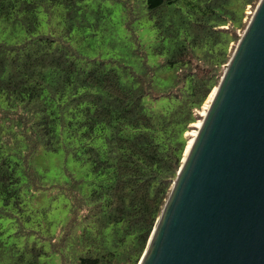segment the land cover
Segmentation results:
<instances>
[{
	"label": "trees",
	"instance_id": "obj_1",
	"mask_svg": "<svg viewBox=\"0 0 264 264\" xmlns=\"http://www.w3.org/2000/svg\"><path fill=\"white\" fill-rule=\"evenodd\" d=\"M259 1L0 0V264H139L185 134ZM41 151L88 164L91 178L65 166L46 183ZM41 192L64 196L66 218L30 208Z\"/></svg>",
	"mask_w": 264,
	"mask_h": 264
},
{
	"label": "water",
	"instance_id": "obj_2",
	"mask_svg": "<svg viewBox=\"0 0 264 264\" xmlns=\"http://www.w3.org/2000/svg\"><path fill=\"white\" fill-rule=\"evenodd\" d=\"M186 148L139 264H264V0Z\"/></svg>",
	"mask_w": 264,
	"mask_h": 264
},
{
	"label": "rangeland",
	"instance_id": "obj_3",
	"mask_svg": "<svg viewBox=\"0 0 264 264\" xmlns=\"http://www.w3.org/2000/svg\"><path fill=\"white\" fill-rule=\"evenodd\" d=\"M256 7L257 6H253V7L248 6L247 7L246 16L243 20V24L239 29H237V32H236L238 39L242 36L244 30L246 29ZM139 33H140L145 44H147V45L152 44V41L154 40V37H155V31L151 27V23L148 20L142 21V23L140 24ZM238 41L239 40H236V41L231 43L230 56H232V54H233V52L237 46ZM157 59H158V57L151 55L152 61H156ZM225 65H223V69L225 68ZM168 75H169L168 72L162 73V76L165 77V79H168L167 78ZM214 89H213V91H214ZM213 91L210 94V96L208 97V99L205 101L202 108L198 110V114L200 115V118L196 122L192 123L191 129L186 132V134L188 135L187 136V138H188L187 146H189L190 143L193 141V137L198 131V127L200 126V124L203 120V117L207 111V108L210 104V100H211V97L213 95ZM148 101L152 102V106H151L152 110H154V109L156 110V109L160 108L162 105H164L163 103H165L164 100H159L156 102H153L150 100H148ZM34 163L38 166V168L41 171H44L46 173V175H47L46 183L50 182L54 178L63 179L65 177L64 171H63L65 166H67L72 172H74L77 177L83 178V179H85V181H87L91 178V173L89 171V165L88 164H82L81 162L74 159L73 156L68 157L66 159V155L63 151H59V152L41 151L35 157ZM84 192L85 193L89 192V187H88L86 182L84 184ZM35 195L33 197V198H35V200L33 199L34 200L33 204L30 203V208L40 207L42 204L52 203L53 209L49 213V217L51 219L52 218L53 219L54 218L55 219L56 218H58V219L66 218V216L68 215V206H66L67 204H66V200H65L64 196H60L57 200L50 202V194L49 193H43L42 194V192H41V194L40 193L37 194L38 196L37 195L35 196ZM27 203L29 206V194L27 195ZM53 261L56 264H60L58 256L54 257Z\"/></svg>",
	"mask_w": 264,
	"mask_h": 264
}]
</instances>
